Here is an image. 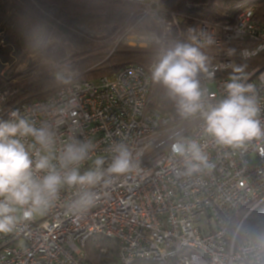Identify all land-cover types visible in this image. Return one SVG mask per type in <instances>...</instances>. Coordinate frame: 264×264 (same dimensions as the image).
Here are the masks:
<instances>
[{
    "label": "built area",
    "instance_id": "obj_1",
    "mask_svg": "<svg viewBox=\"0 0 264 264\" xmlns=\"http://www.w3.org/2000/svg\"><path fill=\"white\" fill-rule=\"evenodd\" d=\"M118 1L143 6L142 17L122 37L134 34L152 16L158 28L146 39L164 49L180 15L167 14L161 0ZM234 10L239 12L233 22L204 23L197 37L204 44L211 36L215 42L210 46L217 50L209 65L214 75L201 74L208 103L226 95L224 84L237 56L248 60L264 53V26L253 19V6L239 3ZM235 44L241 48L229 55ZM153 64H127L94 81H72L29 104L5 107L9 92H0V119L19 109L38 126L49 123L58 146L73 134L92 141L95 151L81 171L94 167L97 157L105 158L106 168L114 142L127 145L138 164V170L96 186L95 204L87 211L73 208L77 189L64 188L46 212L19 219L11 232L0 233V264H89L87 245L96 238L116 245L114 264H184L194 256L201 264H261L264 249L251 239L238 241V235L244 220L264 201V138L242 147L220 146L204 131L199 116L173 124L170 116L148 108ZM245 73L264 127V67ZM180 138L201 144L211 168L188 175L183 158L171 152V144ZM246 209L232 233L233 220ZM99 250L108 252L106 246Z\"/></svg>",
    "mask_w": 264,
    "mask_h": 264
},
{
    "label": "clouds",
    "instance_id": "obj_2",
    "mask_svg": "<svg viewBox=\"0 0 264 264\" xmlns=\"http://www.w3.org/2000/svg\"><path fill=\"white\" fill-rule=\"evenodd\" d=\"M190 39L192 43L176 41L161 50L151 68L152 81L167 90L182 119H203L204 131L217 145L236 148L264 138L260 105L254 86L247 83L246 65H232V75L224 84L226 95L208 103L199 77L214 75V71L210 73L209 57L195 43L196 36ZM214 42L211 36L204 40L209 46ZM95 148L92 141L77 139L74 134L58 146L57 133L49 123L38 126L19 109L10 110L7 119H0V233L11 232L21 218L31 220L46 212L64 188L77 189L73 208L87 211L95 204L96 186L107 184L113 175L138 170L132 150L114 142L106 168L105 158L97 157L94 167L81 171ZM171 152L183 158L188 175L211 168L206 152L195 140L177 139ZM256 242L264 249V233L256 236ZM184 264L201 262L194 256Z\"/></svg>",
    "mask_w": 264,
    "mask_h": 264
},
{
    "label": "trees",
    "instance_id": "obj_3",
    "mask_svg": "<svg viewBox=\"0 0 264 264\" xmlns=\"http://www.w3.org/2000/svg\"><path fill=\"white\" fill-rule=\"evenodd\" d=\"M246 1L248 0H161L162 9L167 14L177 13L180 15L178 26L173 27L167 40L176 38L180 42H186L191 36L198 35L197 29L204 23L212 25L231 23L239 11L233 9L229 14H226L227 12L221 13L213 10L212 6L219 3L225 7H234ZM250 5L254 8L253 19L264 26V0H252ZM9 12L15 14L18 19L32 22L42 19L49 23V32L55 30L54 33L58 36L71 34L72 28L74 29L81 22L90 24L92 20H99L103 17H109L111 20L113 17L120 19L118 18L119 22L115 29L113 28L115 20L109 21L114 30L105 37L108 42L100 53L92 55L77 53L64 62L63 67L75 76H69L61 71L45 72L21 83L7 82L0 77V92H9L5 107L46 99L72 81H94L103 76L112 75L127 64L148 68L156 61L161 52V46L155 43H151L146 48H133L121 42L108 57L113 44L111 37L118 35L119 29L120 31L126 30L142 17L143 6L140 4L118 0H0V27L4 24L8 27H16L15 18L12 15L11 18L14 20L9 18L11 21L8 23L4 21ZM15 29L17 30V28ZM166 47L168 45H165ZM230 48L237 52L241 46L235 44ZM66 55L65 50L50 53L54 60L64 59ZM235 64L246 65L245 71L264 67V53L248 60L237 56ZM229 74H232V71ZM199 79L201 82V75ZM148 100V108L170 116L173 124L183 120L177 114L174 102L169 99L167 90L162 85L152 82ZM247 212L248 209L244 210L239 217L233 220L230 230L232 233L236 231ZM260 233H264V201L244 220L238 241L245 239L256 241V236ZM100 246H106L108 252L101 254L98 250ZM87 251L89 264H114L117 262L116 245L105 239L91 240L87 245ZM261 264H264V250L262 251Z\"/></svg>",
    "mask_w": 264,
    "mask_h": 264
},
{
    "label": "rangeland",
    "instance_id": "obj_4",
    "mask_svg": "<svg viewBox=\"0 0 264 264\" xmlns=\"http://www.w3.org/2000/svg\"><path fill=\"white\" fill-rule=\"evenodd\" d=\"M251 1L243 2V7L250 6ZM212 9L217 12H227L226 14H229L234 7H225L224 5L215 3ZM11 15L15 20L11 18ZM9 18L14 20L16 27H8L6 24L0 27V77L11 83L25 82L45 72L61 71L69 76H75V74L69 73L63 67L64 62L77 53H90L91 55L100 53L103 46L108 42L105 37L115 29V26L119 22V17H113L112 20L109 17H103L99 20H92L90 24L81 22L74 29L72 28L71 34L58 36L54 33L55 30L49 32V23L42 19H37L32 22L21 18L18 19L15 14L9 12L4 20L5 23L11 21ZM114 20L115 25L113 27L109 21ZM157 28L155 18L151 16L134 29V34L128 35L125 38L122 37L124 31H120L119 29L118 35H114L113 38L111 37L113 44L108 57L121 42L128 46L130 42H140L147 44L146 47H148L150 44L146 36L154 34ZM200 29L201 27L199 26L197 34H199ZM176 41L180 40L176 38L169 39L166 45L170 46ZM186 42L192 43L193 41L188 39ZM195 43L202 45L201 50L209 57L210 64L213 63L216 59L217 50L211 46L199 44L197 39ZM59 50H65L66 57L61 60L52 59L50 53H55ZM99 252L104 254L100 250Z\"/></svg>",
    "mask_w": 264,
    "mask_h": 264
},
{
    "label": "water",
    "instance_id": "obj_5",
    "mask_svg": "<svg viewBox=\"0 0 264 264\" xmlns=\"http://www.w3.org/2000/svg\"><path fill=\"white\" fill-rule=\"evenodd\" d=\"M129 46L130 47H133V48H135V47H138V48H145L146 46H147V44H145V43H140V42H130L129 43Z\"/></svg>",
    "mask_w": 264,
    "mask_h": 264
}]
</instances>
